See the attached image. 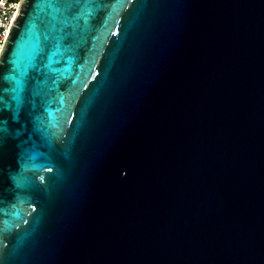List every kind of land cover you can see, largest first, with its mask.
Instances as JSON below:
<instances>
[{
	"label": "water",
	"instance_id": "1",
	"mask_svg": "<svg viewBox=\"0 0 264 264\" xmlns=\"http://www.w3.org/2000/svg\"><path fill=\"white\" fill-rule=\"evenodd\" d=\"M91 3L52 55L23 0L2 45L35 23L45 73L18 119L0 101L30 149L4 164L6 264H264V0Z\"/></svg>",
	"mask_w": 264,
	"mask_h": 264
},
{
	"label": "snow or ice",
	"instance_id": "2",
	"mask_svg": "<svg viewBox=\"0 0 264 264\" xmlns=\"http://www.w3.org/2000/svg\"><path fill=\"white\" fill-rule=\"evenodd\" d=\"M35 7L34 20L45 23L41 17V13L47 14L46 30L43 33L45 42L52 41L56 51L52 53L55 55L65 46V42L72 40L76 41L78 37V30L80 28V21L83 19L87 23V18L91 15L90 9L92 8L91 0H32ZM36 28L33 23L27 33L28 39L23 43L17 45L13 57L10 60H5L6 49L0 48V66L4 63H10L12 67V75L5 76L4 79L11 82L12 86L7 89H0V101L3 100L4 93H10L11 100L15 102V106L11 103L7 105L12 111L13 119L19 118V113L23 103L21 94L25 91L26 85L24 77L28 75L29 69H34L37 75H44L43 69L36 64L37 57L43 52L40 48L39 35L34 33L32 29ZM68 29H71L70 31ZM36 35V42L33 45L32 37ZM30 46V52L25 55V46ZM51 59V58H49ZM44 67H48L45 65ZM51 70V69H49ZM39 85V80L36 81ZM34 96H42L43 91L37 87L33 90ZM63 99V98H61ZM35 108V105H33ZM31 115V114H30ZM34 133L43 131V117L37 115L35 120L29 121ZM19 133H11L5 126L3 121H0V190L3 189L5 168L4 164L10 158L19 159L21 155H27L30 151L27 148L26 141L15 142ZM48 171L52 170V166H46ZM10 175V173H9ZM44 177H41L43 180ZM27 223V221H25ZM7 245L0 239V264H6L5 249Z\"/></svg>",
	"mask_w": 264,
	"mask_h": 264
},
{
	"label": "built area",
	"instance_id": "3",
	"mask_svg": "<svg viewBox=\"0 0 264 264\" xmlns=\"http://www.w3.org/2000/svg\"><path fill=\"white\" fill-rule=\"evenodd\" d=\"M21 1L23 0H0V48H2Z\"/></svg>",
	"mask_w": 264,
	"mask_h": 264
}]
</instances>
